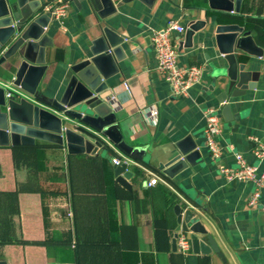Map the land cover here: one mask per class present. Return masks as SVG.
Returning <instances> with one entry per match:
<instances>
[{
    "label": "crops",
    "instance_id": "crops-1",
    "mask_svg": "<svg viewBox=\"0 0 264 264\" xmlns=\"http://www.w3.org/2000/svg\"><path fill=\"white\" fill-rule=\"evenodd\" d=\"M114 1L115 13L104 19L88 0H70L65 27L50 20L46 34L53 44L46 47L47 69L40 88L59 97L72 67L90 57L105 25L126 37L104 94L113 102L124 140L146 148L142 160L130 155L137 163L129 168L131 189L118 183L112 162L116 151H124L107 140L97 154H71L65 145L40 140L30 146H0V264H264V210L248 205L255 185L228 182L219 169L220 163L237 167L236 153L264 169V156L255 154L264 144V61L242 55L244 71L260 76L254 88L231 101L228 118L218 90L205 94L194 86L190 97L171 95L157 68L152 39L172 19L187 29L193 21L206 22L193 36L192 47L184 46L187 29L173 32L171 38L180 63L202 67L200 83L209 87L211 69L220 57L214 37L217 25L245 26L264 50V0H243L234 14L209 9L208 0ZM18 67V56L10 59L0 68V81L8 83ZM212 106L222 117L220 142L226 152L221 162L212 157L204 139V110ZM193 146L190 164L174 177L160 169L180 149ZM157 175L161 180L148 186ZM109 183L116 190L111 206ZM177 206L183 210V221L191 212L206 227L222 255L195 253L193 246L184 253L174 247L180 225ZM111 225L118 230L117 243L112 241ZM198 236L208 240L207 235Z\"/></svg>",
    "mask_w": 264,
    "mask_h": 264
},
{
    "label": "water",
    "instance_id": "water-1",
    "mask_svg": "<svg viewBox=\"0 0 264 264\" xmlns=\"http://www.w3.org/2000/svg\"><path fill=\"white\" fill-rule=\"evenodd\" d=\"M129 0H118L120 4ZM153 3V0H145ZM209 9L221 13H239L243 0H208ZM98 11L101 18L115 13L114 0H88ZM105 7L100 9L101 7ZM50 15L44 11V4L28 0H0V68L10 59L18 56L19 67L8 83L21 88L20 95L6 97L5 85L0 81V146L34 145L37 140L56 145H65L71 154L82 152L97 154L100 147L106 146V140L135 159H143L145 147L129 145L120 132L113 102L104 92L108 89V80L112 75L115 58L121 59L122 44L125 36L115 33L108 25L102 27V33L91 47L90 57L72 67V76L59 97H50L40 88L42 77L47 69L46 47L53 41L46 34L50 24ZM206 22L193 21L185 33V47L193 46V36L204 28ZM215 40L219 58L211 69L212 85L204 87L201 83L195 87L212 92L218 90L217 99L223 104V112L231 116V101L244 96L246 91L256 86L259 72H245L246 63L241 62L242 55H250L264 61V50L252 35L251 30L239 23L219 24L215 28ZM37 55V56H36ZM115 57V58H114ZM17 59V58H16ZM225 62L226 65H223ZM264 69V62H263ZM253 76V80L250 78ZM7 83V82H6ZM195 146V145H194ZM180 149L166 165L160 169L169 177L188 166L194 157V148ZM185 156L183 159L182 157ZM118 183L131 189L129 180L133 171L124 166L114 165ZM179 230L191 232L190 240L195 253L209 254L222 252L191 212L186 213L176 207ZM192 222L189 226L188 223ZM198 233L207 235L208 240L200 238ZM178 232L173 245L176 247Z\"/></svg>",
    "mask_w": 264,
    "mask_h": 264
},
{
    "label": "built area",
    "instance_id": "built-area-1",
    "mask_svg": "<svg viewBox=\"0 0 264 264\" xmlns=\"http://www.w3.org/2000/svg\"><path fill=\"white\" fill-rule=\"evenodd\" d=\"M44 11L50 15L51 21L60 22L65 27L66 19L69 15L71 3L70 0H44ZM187 27L178 20L172 19L165 27L156 31L152 37L155 55L158 59V70L165 76L170 89L171 95L179 97H190L191 90L195 84L200 83L202 79V67L198 65L187 66L180 63L179 52L172 41L173 32L183 33ZM5 95L11 97L20 95L21 88L11 83L4 82ZM129 90V84L126 83ZM114 100V99H113ZM206 125L204 127L205 144L210 150L212 157L221 162L226 150L220 142L222 134V117L217 107H208L204 110ZM152 117L156 116V112L152 113ZM255 154L258 157L264 156V144H260L255 148ZM237 167H228L223 163L219 164L221 174L228 182L233 180L253 182L255 189L248 201L249 206H261L264 210V202H261L262 190L264 188V169L258 165L248 163L245 157L236 153ZM114 165H122L126 170L137 163L133 158L124 152L116 151V155L112 157ZM161 180L160 176H154L148 181V186H154ZM72 216V211L69 212ZM189 232L179 230L176 245L184 252L191 251V240Z\"/></svg>",
    "mask_w": 264,
    "mask_h": 264
},
{
    "label": "trees",
    "instance_id": "trees-1",
    "mask_svg": "<svg viewBox=\"0 0 264 264\" xmlns=\"http://www.w3.org/2000/svg\"><path fill=\"white\" fill-rule=\"evenodd\" d=\"M56 145V144H55ZM19 146H24V145H19ZM26 146H30V145H26ZM107 190H108V195H109V202H110V206H111V200L113 201V198H115V191L114 190V187H113V184L112 183H109L108 184V187H107ZM44 211H45V220L47 222V219H48V215H49V211H47V207L44 208ZM111 228H112V241L114 242H118V230L114 228L113 225H111Z\"/></svg>",
    "mask_w": 264,
    "mask_h": 264
}]
</instances>
